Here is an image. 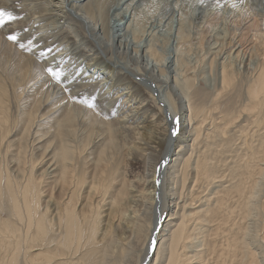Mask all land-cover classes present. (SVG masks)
Wrapping results in <instances>:
<instances>
[{
	"label": "bare ground",
	"instance_id": "6f19581e",
	"mask_svg": "<svg viewBox=\"0 0 264 264\" xmlns=\"http://www.w3.org/2000/svg\"><path fill=\"white\" fill-rule=\"evenodd\" d=\"M107 1L0 0V264H264V0Z\"/></svg>",
	"mask_w": 264,
	"mask_h": 264
},
{
	"label": "rangeland",
	"instance_id": "374dc122",
	"mask_svg": "<svg viewBox=\"0 0 264 264\" xmlns=\"http://www.w3.org/2000/svg\"><path fill=\"white\" fill-rule=\"evenodd\" d=\"M112 0H108L107 1V3L109 4L110 2H111ZM217 1V2H216ZM226 1H229V0H221V1H219V0H215V1H213V0H136L133 4L134 5H132V7H130V8H132V9H130L131 11H130V13H129V15H132V16H134V20L132 21V23H131V25L133 26V27H135L136 26V23H138V27L142 30V32H145V37H147L148 35H146V33L147 34H151V33H153L154 31V34L155 35H157V36H159V37H157V40H158V42H159V45L158 46H160L159 48L161 49V50H167V52H169V54L168 55H171V53H172V55H171V57H173V56H175V54L174 53H176V43L174 42V41H172L173 39H174V35L173 34H175L174 32H175V29H176V26H177V22H176V20L178 19V17L181 15V12L183 13V10H189V9H191V10H194L195 11V13H194V15H195V17L196 16H198V17H201L202 15H204L206 12L205 11H207V9H210L211 10V6H212V10H213V8H217L214 12H217V10H220V9H222V8H224V7H226V5H225V2ZM236 2H238V0H235ZM211 3V4H210ZM213 3H215V5L213 4ZM220 4V5H219ZM237 4V3H236ZM222 5L224 6V7H222ZM166 6V7H165ZM171 6V7H170ZM182 6V7H181ZM217 6V7H216ZM221 7V8H219V7ZM110 6H107L106 7V9H108ZM183 8V10H181ZM219 8V9H218ZM175 9H176V11L178 10V12H177V14H176V11H175ZM165 10V11H164ZM168 10V11H167ZM136 11V12H135ZM145 11V12H144ZM175 11V12H174ZM181 11V12H180ZM118 12H120L119 14H122L121 13V11H118ZM118 12H115V15L118 13ZM148 12V13H147ZM202 12H203V14H202ZM205 12V13H204ZM219 12V14H217V17L219 18V17H222L221 15H222V11L220 12V11H218ZM146 13V14H145ZM180 13V14H179ZM228 13V12H227ZM134 14V15H133ZM153 14V15H152ZM229 14V13H228ZM135 15H136V17H135ZM147 15V16H146ZM149 15V16H148ZM155 15V16H154ZM176 17H175V16ZM110 16H111V20L114 22L115 21V18H116V16H114V14H112V11H111V14H110ZM138 16V17H137ZM165 16V17H164ZM113 17H115L114 19H112ZM118 17V16H117ZM121 17V16H120ZM164 17V18H163ZM169 19H168V18ZM175 17V18H174ZM195 17L193 16V20L195 21ZM225 17V16H224ZM136 18H139L137 21H136ZM166 18V19H165ZM173 18H174V20H173ZM119 19V17L118 18H116V20H118ZM164 19L165 20H167V21H165L164 22ZM146 20H147V22H146ZM171 20H173L172 22V24H174L173 26L172 25H168L170 22H171ZM142 21V22H141ZM149 21L151 22V23H149ZM143 22H145L144 23V25H143ZM153 22V23H152ZM163 22H164V24H163ZM147 23V24H146ZM156 23V24H155ZM160 25H159V24ZM168 23V24H167ZM150 24V25H149ZM152 24H153V26L155 27H153L152 26ZM143 25V26H142ZM158 25V26H157ZM162 25V26H161ZM168 25V26H167ZM264 25V24H263ZM142 26V27H141ZM160 26H161V28H160ZM167 28H166V27ZM174 27L175 26V28H172V27ZM148 27H149V29H148ZM157 27V28H156ZM151 28V29H150ZM156 29V30H154V29ZM172 28V31H173V33H172V31H169V29H171ZM157 29H159V30H157ZM262 29L264 30V26L262 27ZM150 31V32H149ZM158 34H157V33ZM169 32H171V33H169ZM171 35V37H170V35ZM169 35V36H168ZM166 36V37H165ZM160 37H164V38H161L162 39V41H159V40H161L160 39ZM167 38H168V40H169V43H170V45H169V43H168V46H166V48H165V44H166V40H167ZM172 38V39H171ZM173 42V43H172ZM144 45V44H143ZM167 45V44H166ZM173 51V52H172ZM174 54V55H173ZM192 54V53H191ZM186 57H188L189 58V56L187 55ZM196 59V56H194V55H192V57L189 59L190 61H193V60H195ZM83 70H85L86 72L88 71L87 70V68H84V65H83ZM85 72V73H86ZM161 184H162V177H160V179H159V185L157 186V195H156V209H160V207H161V203H162V201H161V191H160V187H161Z\"/></svg>",
	"mask_w": 264,
	"mask_h": 264
},
{
	"label": "snow or ice",
	"instance_id": "6c2138e0",
	"mask_svg": "<svg viewBox=\"0 0 264 264\" xmlns=\"http://www.w3.org/2000/svg\"><path fill=\"white\" fill-rule=\"evenodd\" d=\"M17 17H15L14 15H12L10 12H6L3 9H0V28L4 27L8 22L15 20ZM8 39H10L11 41H17L18 40V36L17 35H9ZM21 47H24L23 44L20 45ZM48 71L51 73V75L53 77L56 78L57 81H59L62 73L61 72H57L54 71L53 69L49 68ZM177 123H179V120L177 118ZM166 163V162H165ZM150 247L152 248V250H155V242L154 241H150Z\"/></svg>",
	"mask_w": 264,
	"mask_h": 264
}]
</instances>
